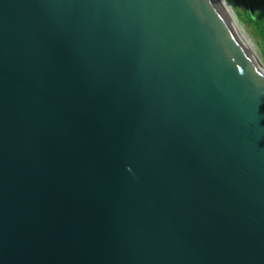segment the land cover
I'll list each match as a JSON object with an SVG mask.
<instances>
[{
    "label": "water",
    "instance_id": "obj_1",
    "mask_svg": "<svg viewBox=\"0 0 264 264\" xmlns=\"http://www.w3.org/2000/svg\"><path fill=\"white\" fill-rule=\"evenodd\" d=\"M261 53L235 0H0V264H264Z\"/></svg>",
    "mask_w": 264,
    "mask_h": 264
},
{
    "label": "trees",
    "instance_id": "obj_2",
    "mask_svg": "<svg viewBox=\"0 0 264 264\" xmlns=\"http://www.w3.org/2000/svg\"><path fill=\"white\" fill-rule=\"evenodd\" d=\"M242 8L244 18L248 21L255 35L259 38L262 48L264 63V0H243ZM248 5L251 6L253 15L250 14Z\"/></svg>",
    "mask_w": 264,
    "mask_h": 264
},
{
    "label": "rangeland",
    "instance_id": "obj_3",
    "mask_svg": "<svg viewBox=\"0 0 264 264\" xmlns=\"http://www.w3.org/2000/svg\"><path fill=\"white\" fill-rule=\"evenodd\" d=\"M235 1H236L237 5H238V7H239V10H240V12H241V14H242V16H243V20H244L245 24L248 26V28L251 30V32L255 35V33L253 32L252 28L250 27L248 21L244 18V15H243V13H242V8H243V6L245 5V3L243 2V0H235ZM255 36H256V35H255ZM256 38L258 39V41H259V43H260L259 38H258L257 36H256ZM260 44H261V43H260ZM261 46H262V45H261ZM262 48H263V46H262ZM261 57H262V60H263V55H262V53H261Z\"/></svg>",
    "mask_w": 264,
    "mask_h": 264
}]
</instances>
